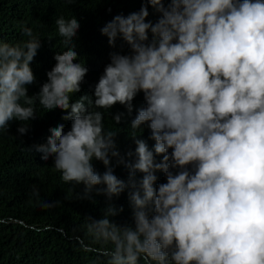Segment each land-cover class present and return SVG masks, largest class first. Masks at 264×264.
Wrapping results in <instances>:
<instances>
[{"label": "clouds", "instance_id": "obj_1", "mask_svg": "<svg viewBox=\"0 0 264 264\" xmlns=\"http://www.w3.org/2000/svg\"><path fill=\"white\" fill-rule=\"evenodd\" d=\"M66 2L87 15L55 20L45 64L31 28L0 40V135L34 151L26 134L62 185L126 188L134 227L111 205L86 219L107 264H264V0ZM93 108L113 110L119 139Z\"/></svg>", "mask_w": 264, "mask_h": 264}, {"label": "trees", "instance_id": "obj_2", "mask_svg": "<svg viewBox=\"0 0 264 264\" xmlns=\"http://www.w3.org/2000/svg\"><path fill=\"white\" fill-rule=\"evenodd\" d=\"M148 10H151L150 5ZM86 15L87 9L66 0H0V40L12 44L27 41L23 28H31L42 45L36 56L42 55L41 62L45 64L48 55L57 48L50 36L55 20L75 17L83 21ZM30 67L36 77L34 61ZM61 124L65 132L70 130L71 125L66 122H58L55 128ZM104 124L108 130H116L119 139L122 125H116L108 117ZM43 129H34L31 133L38 136ZM22 136L27 139V147L34 151H24L21 138L0 135V264H18L26 251H31V264H65L78 257L87 258L93 264H107L108 258L104 259V255L95 258L97 253L94 250L100 249L101 242L95 241L88 233L86 219L104 218L111 205L117 209L115 216L123 225L134 227L126 188L109 200L104 194L86 195L81 188L62 185L53 167V158L42 160L36 151L37 146L26 134ZM46 144L39 142L38 146ZM129 151L126 146L122 148L119 159L130 162ZM111 167L114 175L125 182L128 175L120 164L117 162ZM105 171L104 167L100 174ZM103 187L100 185L99 189ZM46 202L54 206L44 207ZM121 208L123 211H119Z\"/></svg>", "mask_w": 264, "mask_h": 264}, {"label": "water", "instance_id": "obj_3", "mask_svg": "<svg viewBox=\"0 0 264 264\" xmlns=\"http://www.w3.org/2000/svg\"><path fill=\"white\" fill-rule=\"evenodd\" d=\"M92 110H97V111L103 112V114H104V120L107 117L108 118H111V114L113 113V110H109V109L108 110H105V109H95V108H93ZM123 128H126V127H124V125H123ZM148 130H149V128H148V125L147 124L142 125V128L141 129H137V131H142V132H145V131H148Z\"/></svg>", "mask_w": 264, "mask_h": 264}, {"label": "bare ground", "instance_id": "obj_4", "mask_svg": "<svg viewBox=\"0 0 264 264\" xmlns=\"http://www.w3.org/2000/svg\"><path fill=\"white\" fill-rule=\"evenodd\" d=\"M149 11V13L151 12V10H148ZM40 15V14H39ZM43 15V14H42ZM102 17L104 16V15H101ZM47 27V26H46ZM46 29V28H45ZM40 33V32H39ZM42 33V32H41ZM159 158H160V156H158V160H159ZM33 167V166H32ZM33 169V168H32ZM11 184V183H10ZM156 185H158V184H156ZM4 186V185H3ZM5 187V186H4ZM142 193V192H141ZM10 205H12V204H10ZM10 208V207H9ZM15 217V216H14ZM16 218V217H15ZM30 219V218H29ZM6 220V219H5ZM7 222V221H6ZM18 224V223H17ZM29 224V223H28ZM37 225V224H36ZM42 225V224H41ZM40 225V226H41ZM44 226V225H43ZM37 227V226H36ZM93 254V253H92ZM96 255V254H95ZM104 259H107V258H104ZM141 264H143L142 262H141Z\"/></svg>", "mask_w": 264, "mask_h": 264}]
</instances>
